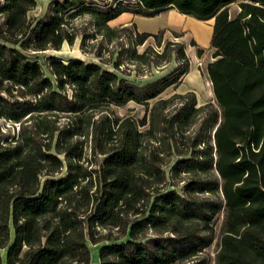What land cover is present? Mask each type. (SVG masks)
Returning a JSON list of instances; mask_svg holds the SVG:
<instances>
[{
    "label": "trees",
    "instance_id": "obj_1",
    "mask_svg": "<svg viewBox=\"0 0 264 264\" xmlns=\"http://www.w3.org/2000/svg\"><path fill=\"white\" fill-rule=\"evenodd\" d=\"M90 3L52 0L30 20L36 0L0 5V117L20 126L0 144V264H90L93 245L98 264H208L218 213L214 264H264V0ZM168 8L213 20L215 59L206 70L216 107L206 104L194 136L186 132L200 111L195 97L163 118L168 141L155 130V111L168 99L157 100L149 120L147 113L119 118L112 109L132 101L147 110L176 86L188 70L181 46L183 66L145 85L120 76L119 60L110 70L37 59L72 41L65 18L88 14L111 37L118 29L108 22L120 14L154 17ZM133 35L130 58L145 61L147 50L136 47L156 34ZM163 147L174 154L166 166ZM111 228L122 237L99 232Z\"/></svg>",
    "mask_w": 264,
    "mask_h": 264
},
{
    "label": "rangeland",
    "instance_id": "obj_2",
    "mask_svg": "<svg viewBox=\"0 0 264 264\" xmlns=\"http://www.w3.org/2000/svg\"><path fill=\"white\" fill-rule=\"evenodd\" d=\"M3 0H0V5ZM52 0H36L35 6L27 12V19H35L47 12ZM118 0H87L100 6L112 5ZM123 2H133L134 0H121ZM233 2L229 5V12L232 17L239 10V3ZM140 16V15H138ZM64 30L72 35V41H64L59 49L48 48L37 54V59L43 66L47 65L49 57L67 62L70 59H81L86 63H97L107 69L114 70L112 62L120 61L117 73L130 80L131 82L145 85L150 80L166 76L173 70H179L184 61L179 58L178 46H181L187 58L188 70L182 76L176 86L166 88L158 97L149 100L146 110L144 105L135 102H128L123 106H113V113L119 118L131 116L134 119H140L147 113L149 120V111L157 100L168 99L166 106L159 105L155 114L156 135L164 140H171L169 133L164 128L166 126L163 118L178 109L184 102L196 98V106L200 108L199 114L194 123L186 132L189 136L194 133L202 124L203 118L208 114L210 108L206 104L216 107V102L212 92L211 82L207 75V64L213 61L214 48L210 44L212 35L213 20H199L190 15H182L176 9L168 8L154 17H138L136 23L125 25L126 30L122 31V26H112L118 29L113 36L108 37L98 31L90 15L81 14L73 18H65ZM137 24V25H136ZM137 27L145 31H154L156 37H149L142 45L136 47L137 53L145 54V61H136L130 58L128 48L131 46V40L134 38V32H138ZM163 55L158 57V54ZM211 107V106H210ZM19 123H14L6 118L0 117V144L9 143L17 137ZM148 125L141 127L145 130ZM181 138H177V144L181 146ZM162 148L160 156L163 158V166L170 164L174 157L170 149ZM167 164V165H168ZM46 176H41V181ZM176 186H181L183 182L175 181ZM208 196L207 194L202 195ZM222 219V213H218L213 219L214 239L205 249L204 254L208 257L209 263L214 264V255L217 251V238ZM100 234H105L110 239L121 238L122 233L111 229H100ZM147 236H155L151 230L147 231ZM124 238V237H123ZM122 238V239H123ZM105 242V241H102ZM90 264H98L99 250L95 245L91 248ZM4 254V250H1Z\"/></svg>",
    "mask_w": 264,
    "mask_h": 264
},
{
    "label": "crops",
    "instance_id": "obj_3",
    "mask_svg": "<svg viewBox=\"0 0 264 264\" xmlns=\"http://www.w3.org/2000/svg\"><path fill=\"white\" fill-rule=\"evenodd\" d=\"M138 17H143V16H138L136 14L124 12V13L120 14L118 17H116L115 19L110 20L108 22V25L110 27H112V26H118V25L125 26V25H128V24H131L132 22L136 23L135 21H136V19ZM137 29H138V32L139 33H141V32L154 33V31H145V30L139 29L138 27H137Z\"/></svg>",
    "mask_w": 264,
    "mask_h": 264
}]
</instances>
